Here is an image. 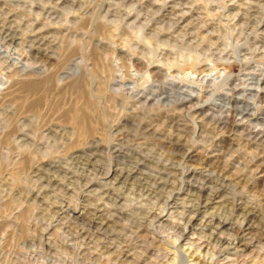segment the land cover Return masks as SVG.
Returning a JSON list of instances; mask_svg holds the SVG:
<instances>
[{
    "label": "rangeland",
    "instance_id": "1",
    "mask_svg": "<svg viewBox=\"0 0 264 264\" xmlns=\"http://www.w3.org/2000/svg\"><path fill=\"white\" fill-rule=\"evenodd\" d=\"M262 91L264 0H0V264H264Z\"/></svg>",
    "mask_w": 264,
    "mask_h": 264
},
{
    "label": "bare ground",
    "instance_id": "2",
    "mask_svg": "<svg viewBox=\"0 0 264 264\" xmlns=\"http://www.w3.org/2000/svg\"><path fill=\"white\" fill-rule=\"evenodd\" d=\"M184 21V20H183ZM49 80V79H48ZM46 81V80H45ZM42 81H40V82H26L25 81V83L21 86V89H22V91L25 93V94H27V95H34L35 94V96H38V94H39V92H41L42 91V89H43V87H44V84H43V82L41 83ZM81 85V81H79V82H75L74 83V87L75 88H77L78 89V87ZM78 93V92H77ZM189 93V92H188ZM262 93H264L263 91H262ZM229 96V95H228ZM79 97H81V96H79ZM193 97V96H192ZM192 97H190L189 96V98L191 99ZM86 98H87V96H86ZM190 99H188V100H190ZM194 99V98H193ZM85 100V99H84ZM83 100V101H84ZM33 101V100H32ZM232 101H233V106H237L238 105V101L237 100H235V99H232ZM242 101H244L243 100V98H242ZM86 102H87V104H88V100H86ZM244 102H246V101H244ZM182 104V103H181ZM30 105V104H29ZM38 105V101H33L32 103H31V106H37ZM246 106H250V105H247L246 104ZM85 107H87V106H85ZM238 109V108H237ZM242 111V110H241ZM85 112V111H84ZM244 112V111H243ZM86 113V112H85ZM83 114V116H79V115H75V125L79 128V130H80V132L82 133L81 135L84 137V136H86V137H92L93 136V134H94V131L92 130L93 128H91L90 126H88V124H87V118H86V114ZM244 114H246L245 112H244ZM199 112L197 111L196 112V114H195V116L194 117H196V119L197 118H199ZM101 118V117H100ZM203 118V117H202ZM102 120V119H101ZM100 120V121H101ZM200 120V119H199ZM203 120H204V118H203ZM226 120V119H225ZM224 120V121H225ZM212 122H213V125L215 126L214 127V129L213 130H215V129H222L221 127L223 126V125H225L226 123L225 122H223V120L222 119H216V120H211ZM182 127V126H181ZM200 127V126H199ZM77 128V129H78ZM177 128V127H176ZM190 130V129H189ZM151 131V130H150ZM226 131V130H225ZM217 132V131H216ZM181 134V133H180ZM183 134V133H182ZM178 135V134H177ZM203 135V134H202ZM212 135V134H211ZM82 138V137H81ZM83 139V138H82ZM88 139V138H87ZM202 139V138H201ZM85 140V139H84ZM177 141V140H176ZM84 143V142H83ZM254 147V146H253ZM263 148V147H262ZM167 149V148H166ZM241 151V150H240ZM262 152V151H261ZM183 156H186V155H183ZM189 161H191L192 160V157H190V155H189ZM159 161V160H158ZM172 163V162H171ZM191 163V162H190ZM249 163V162H248ZM189 164V163H188ZM190 165H192V164H190ZM194 165V164H193ZM243 165V164H242ZM198 167V166H197ZM196 167V168H197ZM228 167V166H227ZM242 167V166H241ZM195 168V167H194ZM182 171H184V170H182ZM218 171V170H217ZM240 171V170H239ZM110 173H112L111 175H113V176H115L117 173H116V171H112V172H110V169H109V173H108V175L110 174ZM173 173V172H172ZM177 173V172H176ZM186 173V172H185ZM122 174V173H121ZM128 174V173H127ZM175 174V173H174ZM183 174V173H182ZM211 174V173H210ZM214 174V173H213ZM181 176V175H180ZM219 176V175H218ZM255 176V175H254ZM111 177V176H110ZM152 177V176H151ZM112 178H114V177H112ZM120 178V177H119ZM122 178V177H121ZM247 179V178H246ZM174 180V179H173ZM179 180V179H178ZM177 180V181H178ZM188 180V179H187ZM244 180V179H243ZM114 181H116V179H114ZM176 182V181H175ZM177 183V182H176ZM121 184V183H120ZM123 184V183H122ZM231 184V183H230ZM237 185V184H236ZM242 185H244V184H242ZM121 186V185H120ZM159 188V187H158ZM263 188V187H262ZM261 188V189H262ZM220 189V188H219ZM168 190V189H167ZM170 191V190H169ZM191 191V190H190ZM196 191V190H195ZM260 191V190H259ZM90 192V191H89ZM198 192V191H197ZM261 192V191H260ZM263 192V191H262ZM206 193V192H205ZM209 193V192H208ZM171 194V193H170ZM222 194V193H221ZM208 195H211V194H208ZM198 196V195H197ZM197 198V197H196ZM199 198V197H198ZM204 198V197H203ZM199 200V199H198ZM206 200V199H205ZM210 201V200H209ZM193 202V201H192ZM195 204V203H194ZM188 206V205H187ZM195 206V205H194ZM202 206H204V208L205 209H207V207H208V204L207 203H205V205L202 203ZM162 207V206H161ZM229 207V206H228ZM154 208V207H153ZM195 208V207H194ZM202 208V207H201ZM189 209H191V208H189ZM158 210H159V208H158ZM234 210V209H233ZM245 210V209H244ZM166 211H168L167 209H166ZM205 211V210H204ZM158 212V211H157ZM182 212H183V210H182ZM198 212V211H197ZM242 212H244V211H242ZM161 213V212H160ZM177 213V212H176ZM195 213V212H194ZM204 214V213H203ZM208 214V213H207ZM239 215V214H238ZM245 215H247V213L245 214ZM152 216V215H151ZM154 216V215H153ZM191 216V215H190ZM194 216V215H193ZM211 216V220L209 221V223H211L212 224V226L214 227V230H216V231H221L222 229H225V227L227 226V224L225 223V222H221V221H214L215 220V218H214V215H210ZM236 216V215H235ZM248 217V216H247ZM151 218V217H150ZM175 218V217H174ZM210 218V217H209ZM148 219V218H147ZM157 219V218H156ZM150 220V219H149ZM153 220H154V217H153ZM162 220V219H161ZM180 220V219H179ZM183 220V219H182ZM187 220V219H186ZM191 220V219H190ZM204 220V219H203ZM235 220V219H234ZM238 220V219H237ZM181 221V220H180ZM188 221V220H187ZM192 222H195V220H191ZM200 221H201V219H200ZM199 221V222H200ZM239 221V220H238ZM242 221H243V219H242ZM159 222V221H158ZM208 222V221H207ZM240 222V221H239ZM182 223V222H181ZM206 223V222H205ZM205 223H202L201 222V224H205ZM139 224V223H138ZM183 225V224H182ZM187 226V225H186ZM201 226V225H200ZM205 226H207V225H205ZM210 226V225H209ZM240 226V225H239ZM138 227V226H137ZM182 227V226H181ZM186 228V227H185ZM239 228V227H238ZM137 229V228H136ZM194 229V228H193ZM237 229V228H236ZM213 230V231H214ZM237 231V230H236ZM143 232V231H142ZM141 232V233H142ZM212 232V231H211ZM204 233V232H203ZM235 233V232H234ZM243 233V232H242ZM209 235H210V233H209ZM217 235V234H216ZM144 236V235H143ZM209 238V237H208ZM234 238V237H233ZM206 239V238H205ZM219 239V238H218ZM209 240V239H208ZM217 240V239H216ZM230 240H231V238H230ZM230 240H220L219 242L221 243V244H225L226 245V249L228 250V248H229V246H231L232 244L229 242ZM213 241H215V240H213ZM237 243H236V245L234 246V248L235 249H238L239 247L237 246V244L239 243V240H237L236 241ZM243 243V242H242ZM209 244V243H208ZM218 244V243H217ZM216 244V245H217ZM235 244V243H234ZM218 245H220V244H218ZM207 246V245H206ZM224 246V245H223ZM233 246V245H232ZM243 247H246L245 245H243ZM114 248V247H113ZM241 248V247H240ZM127 249V248H126ZM134 249V248H133ZM243 250V249H242ZM138 251V250H137ZM142 251V250H141ZM120 253V252H119ZM128 253H130V252H128ZM137 253V252H136ZM110 254V253H109ZM123 256V255H122ZM124 257H126V254H125V256ZM139 257H140V255H139ZM129 258V257H128ZM135 258V257H134ZM126 259V258H125ZM133 259V258H132ZM136 259V258H135ZM135 263V262H134Z\"/></svg>",
    "mask_w": 264,
    "mask_h": 264
}]
</instances>
